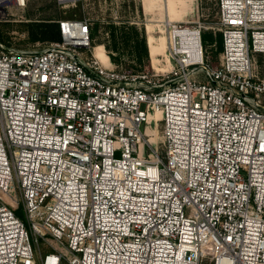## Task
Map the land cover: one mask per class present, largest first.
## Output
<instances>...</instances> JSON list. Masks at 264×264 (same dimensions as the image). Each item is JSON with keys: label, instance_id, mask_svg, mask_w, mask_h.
<instances>
[{"label": "built area", "instance_id": "built-area-1", "mask_svg": "<svg viewBox=\"0 0 264 264\" xmlns=\"http://www.w3.org/2000/svg\"><path fill=\"white\" fill-rule=\"evenodd\" d=\"M218 4V67L200 23L166 22L154 73L104 63L85 17L0 42V264H264V0Z\"/></svg>", "mask_w": 264, "mask_h": 264}, {"label": "rangeland", "instance_id": "rangeland-1", "mask_svg": "<svg viewBox=\"0 0 264 264\" xmlns=\"http://www.w3.org/2000/svg\"><path fill=\"white\" fill-rule=\"evenodd\" d=\"M201 6H206L207 9H202ZM215 10V0H81L76 7L66 10L60 8L57 0H28L24 9H8V16L0 22V42L7 47L19 50L41 51L48 43L29 41L28 30L29 25H32L30 23L47 22L51 19L59 20L64 17H85L90 21L101 23V36H103L104 26H109L111 23L118 27L125 24L129 27L135 26L143 29L147 35L149 52L146 70L150 73L156 72L155 69L168 71L171 69V65L167 62L170 57L169 43L168 38L162 32L166 22L174 21L183 26L200 23L205 28L212 27L215 28V32H219ZM150 36L164 42L156 44L160 55L152 56L149 45ZM162 37L165 39L162 40ZM209 55L211 64L218 67L221 64V56H217L215 51H210ZM126 60L132 61V59ZM143 128L144 126L142 130ZM157 130L156 141L151 142V145L163 153L165 148L161 141L162 126L159 125ZM154 131H156L155 127L152 125L150 132ZM17 214L22 217L21 210H18Z\"/></svg>", "mask_w": 264, "mask_h": 264}, {"label": "trees", "instance_id": "trees-1", "mask_svg": "<svg viewBox=\"0 0 264 264\" xmlns=\"http://www.w3.org/2000/svg\"><path fill=\"white\" fill-rule=\"evenodd\" d=\"M216 4V18L219 22V4ZM207 9L206 6H201ZM58 19L47 22L30 23L29 25V41L37 42H57L60 40V34L57 24ZM102 25L100 22L91 21V38L93 45H103L110 57L113 65L122 67L123 70L130 71L133 74H139L145 71L149 62V52L147 48V35L143 29L135 26L129 27L123 24L118 27L111 23L104 26L103 36L100 35ZM1 36V35H0ZM203 48L207 54L215 51L217 56L223 52V35L221 32H215V28L206 27L202 32ZM126 59H132L128 62Z\"/></svg>", "mask_w": 264, "mask_h": 264}, {"label": "bare ground", "instance_id": "bare-ground-1", "mask_svg": "<svg viewBox=\"0 0 264 264\" xmlns=\"http://www.w3.org/2000/svg\"><path fill=\"white\" fill-rule=\"evenodd\" d=\"M173 6V5H172ZM171 9H173V8H171ZM168 22H174V21H168ZM164 34H165V36H166V33L164 32V31H162ZM166 38H168V36H166ZM162 40H164L165 38H161ZM164 43L163 41L161 42V41H158L156 38H154V37H152V36H150V38H149V45H150V50H151V53H152V56H155V55H160V53L159 52H157V46H156V44L157 43ZM168 43H169V38H168ZM96 52H97V54H98V57L105 63L106 62V55L104 54V52H103V45H99V46H97V48H96ZM168 52V51H167ZM167 62L168 63H170L169 62V57H168V60H167ZM160 114H158L157 115V120H160ZM156 131V133H154V134H157L158 133V130L157 129H155ZM148 137H150V144H151V142H154V141H156V136H154L153 134H150V135H148Z\"/></svg>", "mask_w": 264, "mask_h": 264}]
</instances>
